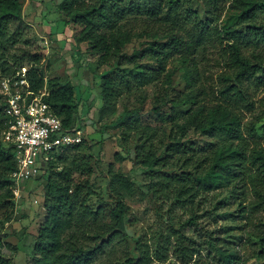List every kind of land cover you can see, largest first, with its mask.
<instances>
[{
  "label": "trees",
  "instance_id": "obj_1",
  "mask_svg": "<svg viewBox=\"0 0 264 264\" xmlns=\"http://www.w3.org/2000/svg\"><path fill=\"white\" fill-rule=\"evenodd\" d=\"M204 2L206 20L196 11L181 13L180 0H62L59 4L64 25L79 28L76 43L87 44L99 66L109 69L100 77L102 114L115 110L126 92H135L138 107L126 108L119 117L124 140L137 133L135 160L149 170L148 193L177 206L187 219L180 221L178 230L162 234L153 252L131 253L125 197L137 193L135 184L130 177L114 173L110 165L109 200L94 206L95 159L82 140L51 153L40 164V177L47 179L45 218L33 248L34 264H109L101 259L117 247L129 253L122 259L124 264L165 263L170 254L179 264H237L238 253L218 244L211 245L219 250V261L195 258L199 243L186 229L199 230L202 213L215 202L216 208L225 207L224 201L237 208L234 213L224 211L228 219L248 221L251 215L264 213V98L256 100L264 93V27L254 25L264 14V0H233L235 12L223 26L215 23V12L226 0ZM22 12L20 0H0V81L26 68L33 91L47 86L45 100L64 129L80 131L75 87L46 77L43 56L29 37L30 26ZM144 39L141 49L132 55L125 52L134 40ZM208 48L219 50L224 60L216 87L206 85L196 58L200 49ZM171 63L183 71V91L173 87ZM161 83L164 86L149 112L157 125H143L147 88ZM5 108L0 87V211L11 222L18 165L14 145L4 140L9 122ZM246 113H253L254 119L246 122ZM191 129L218 143L196 148L186 140ZM115 160L125 157L117 154ZM261 226L252 239L258 264H264ZM2 238L0 264H9L2 248L14 247ZM209 238L210 243L218 242L212 234Z\"/></svg>",
  "mask_w": 264,
  "mask_h": 264
},
{
  "label": "rangeland",
  "instance_id": "obj_2",
  "mask_svg": "<svg viewBox=\"0 0 264 264\" xmlns=\"http://www.w3.org/2000/svg\"><path fill=\"white\" fill-rule=\"evenodd\" d=\"M204 1L180 0L181 13L185 10L196 11L203 20H206L208 17ZM20 2L23 7V18L30 26L29 37L35 42L38 53L43 56L42 65L46 77L57 78L62 84L71 82L75 87L76 100L80 104L76 126L80 129L82 139L86 142V147L91 149L89 152L95 159V173L91 182L96 196L92 198V204L96 206L103 199L109 200L110 165H113L114 173L120 172L130 177L137 193L125 197L130 213L126 225L130 239L129 248L133 254H137L141 249L153 252L160 236L167 235L173 229L178 230L181 227L180 221L186 220L187 216L172 203L158 201L148 193L145 177L149 174V170L141 167L135 160L138 135L134 132L128 142L124 140L122 128L118 125L119 117L126 108L132 110L138 107L135 92H126L117 103L115 110L102 114L100 77L109 69L99 66L98 57L87 51V44L76 43L74 36L79 32V28L66 27L61 21L58 6L62 0H20ZM232 3L233 0H226L225 3L219 4V9L215 12L218 20L216 24L223 26L234 14ZM254 25L258 28L264 27V14L259 16V20ZM145 41L146 39L134 40L127 46L125 52L132 55L135 50L142 48V43ZM196 58L200 71L205 73L206 85L218 86V75L225 67L219 50L200 49ZM168 69L175 71L173 76L175 91H183L181 68L176 63H171ZM163 86L161 83L147 88L150 96L141 124L157 125V121L149 112L154 105V97L161 92ZM262 98L264 93L260 92L256 100ZM245 115L246 122L254 119L253 113ZM261 125H264V121ZM186 140L198 149L212 147L218 143V139H210L195 129L190 130ZM261 141L264 144V139ZM117 154L125 157V160L116 161ZM46 183L47 179L40 176L29 182H20L19 196H15V215L11 222L5 220V211H0V237H3V243H10L14 247L10 250L1 244L4 245L2 253L9 264H34L33 248L45 218ZM223 203L225 207L220 205L216 208L215 202L202 213L199 230L186 229L199 243L200 253L195 258L219 261L220 252L211 245L218 244L217 246L222 249L238 253L237 264H258L255 259L256 246L253 245L252 239L261 232L264 213L251 215L248 221L228 219L223 214L224 211L234 213L237 208L227 201ZM210 234L218 240L217 243L209 242ZM127 256L129 253L125 248L117 247L110 250L101 261L109 264H124L122 259ZM169 257L165 263L154 261L152 264H179L172 258V254Z\"/></svg>",
  "mask_w": 264,
  "mask_h": 264
},
{
  "label": "built area",
  "instance_id": "obj_3",
  "mask_svg": "<svg viewBox=\"0 0 264 264\" xmlns=\"http://www.w3.org/2000/svg\"><path fill=\"white\" fill-rule=\"evenodd\" d=\"M1 94L9 118L4 140L15 147L18 169L13 174L15 196L20 182H29L42 174L40 164L54 152L82 142L80 131L68 132L46 102L47 86L39 92L32 90L27 69L13 78L0 81Z\"/></svg>",
  "mask_w": 264,
  "mask_h": 264
}]
</instances>
